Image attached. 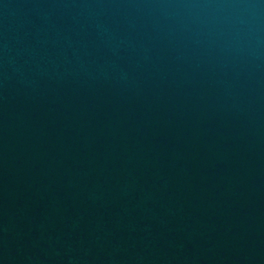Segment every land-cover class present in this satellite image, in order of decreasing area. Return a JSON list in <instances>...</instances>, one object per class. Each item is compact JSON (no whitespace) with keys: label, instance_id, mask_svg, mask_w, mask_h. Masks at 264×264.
I'll list each match as a JSON object with an SVG mask.
<instances>
[{"label":"water","instance_id":"water-1","mask_svg":"<svg viewBox=\"0 0 264 264\" xmlns=\"http://www.w3.org/2000/svg\"><path fill=\"white\" fill-rule=\"evenodd\" d=\"M0 264H264V0H0Z\"/></svg>","mask_w":264,"mask_h":264}]
</instances>
